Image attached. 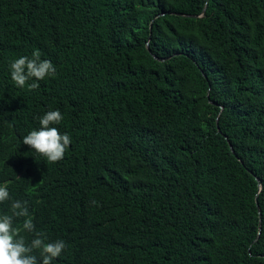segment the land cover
Returning a JSON list of instances; mask_svg holds the SVG:
<instances>
[{
	"label": "trees",
	"instance_id": "obj_1",
	"mask_svg": "<svg viewBox=\"0 0 264 264\" xmlns=\"http://www.w3.org/2000/svg\"><path fill=\"white\" fill-rule=\"evenodd\" d=\"M55 110L51 163L22 140ZM0 186L52 264H264V0H0Z\"/></svg>",
	"mask_w": 264,
	"mask_h": 264
},
{
	"label": "clouds",
	"instance_id": "obj_2",
	"mask_svg": "<svg viewBox=\"0 0 264 264\" xmlns=\"http://www.w3.org/2000/svg\"><path fill=\"white\" fill-rule=\"evenodd\" d=\"M11 80L15 86L23 88L28 81H40L46 76L56 73V68L50 60L41 59V53L36 50L31 58L21 56L9 65ZM39 87L37 82L28 84L29 90ZM63 120L59 110L48 111L39 118L40 128L32 130L23 137V144L29 146L37 154L42 155L51 163L61 161L66 150L71 145V137L67 133H61L57 127ZM10 199L8 188L0 186V204ZM95 203V201H93ZM11 215H0V264H52L53 259L58 258L65 249L63 240L45 243V234L37 232L31 218L25 219L23 229L34 233L30 244L19 235V230L14 227V219L29 217L27 202L13 201L11 203ZM41 261L33 255L34 250H41Z\"/></svg>",
	"mask_w": 264,
	"mask_h": 264
},
{
	"label": "water",
	"instance_id": "obj_3",
	"mask_svg": "<svg viewBox=\"0 0 264 264\" xmlns=\"http://www.w3.org/2000/svg\"><path fill=\"white\" fill-rule=\"evenodd\" d=\"M148 47H149V46H148ZM218 123H219V116L217 117V126H218ZM231 150H232V152L234 153V149L232 148V146H231ZM259 212H261L260 209H259ZM260 216H261V214H260Z\"/></svg>",
	"mask_w": 264,
	"mask_h": 264
}]
</instances>
